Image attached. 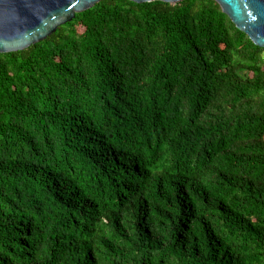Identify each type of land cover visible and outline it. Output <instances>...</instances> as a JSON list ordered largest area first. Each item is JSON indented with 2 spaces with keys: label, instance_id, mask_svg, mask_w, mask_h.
Here are the masks:
<instances>
[{
  "label": "trees",
  "instance_id": "trees-1",
  "mask_svg": "<svg viewBox=\"0 0 264 264\" xmlns=\"http://www.w3.org/2000/svg\"><path fill=\"white\" fill-rule=\"evenodd\" d=\"M0 264H264V48L102 0L0 53Z\"/></svg>",
  "mask_w": 264,
  "mask_h": 264
},
{
  "label": "water",
  "instance_id": "water-1",
  "mask_svg": "<svg viewBox=\"0 0 264 264\" xmlns=\"http://www.w3.org/2000/svg\"><path fill=\"white\" fill-rule=\"evenodd\" d=\"M102 0H0V53L25 50L46 40ZM136 3L184 0H131ZM236 26L264 48V0H215Z\"/></svg>",
  "mask_w": 264,
  "mask_h": 264
}]
</instances>
